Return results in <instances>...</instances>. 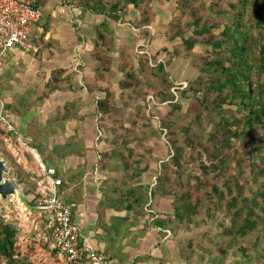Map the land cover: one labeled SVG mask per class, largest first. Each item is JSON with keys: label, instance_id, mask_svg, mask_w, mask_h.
Instances as JSON below:
<instances>
[{"label": "trees", "instance_id": "1", "mask_svg": "<svg viewBox=\"0 0 264 264\" xmlns=\"http://www.w3.org/2000/svg\"><path fill=\"white\" fill-rule=\"evenodd\" d=\"M153 1L79 0L85 10L105 16L91 32L95 81L86 87L94 97L96 91L105 93L97 98L94 114L109 124L101 126L109 134L110 149L100 153L99 168H108L107 160L115 161L114 172H124L122 186L108 190L115 191L121 202L145 207L157 196L171 199L172 212L155 223L174 236L180 227L192 231L204 225L203 214L208 218L225 214L230 223L219 222L224 226L220 235L227 238V246L238 245V252H233L240 256L237 263L264 264V0H157L173 2L178 13L165 31L170 46L149 54L146 47L153 41L150 26L156 16ZM108 19L138 29L143 44L136 55L128 45L117 48ZM197 46L205 48L196 51ZM178 58L187 60L197 73L186 86L177 85L172 74ZM45 86L49 91L82 89L76 73L62 68L53 70ZM178 97L190 100V106L184 110ZM1 99L0 95L3 113H26ZM79 100L69 103L61 117L70 118V107ZM161 104L170 109L159 112ZM34 105L25 103L26 108ZM37 124L35 119L28 124V144L48 165H56L61 147L51 149L43 136L58 125ZM157 138L164 140L169 158L160 160L154 185H144ZM204 153L208 163L202 160ZM195 164L197 173L190 171ZM37 189L31 188L29 205H36ZM17 233V225L0 221V264H30L18 252ZM208 233H203L206 240ZM242 240L245 245L239 244ZM178 248L187 264L208 262L203 256L209 249L195 239L180 241Z\"/></svg>", "mask_w": 264, "mask_h": 264}, {"label": "crops", "instance_id": "2", "mask_svg": "<svg viewBox=\"0 0 264 264\" xmlns=\"http://www.w3.org/2000/svg\"><path fill=\"white\" fill-rule=\"evenodd\" d=\"M39 6L43 15L32 30V48L9 50L5 66L0 69L2 102L16 103L20 110L26 111L24 114H4L3 109L0 110V115L3 113V118L8 121L18 139L31 141L27 134L28 124L34 119L40 128L58 125L56 129L49 130L48 134L44 132L43 136L44 142L51 149L55 145L61 147V151L57 153L56 165H48L31 147L37 165V183L34 186L39 185L41 177L40 166L36 161L38 157L46 168H55L54 177L63 180L58 191L66 204L71 206L72 220L81 238L87 239L95 250L106 254L110 264H187L179 256V248L175 245L176 240L171 231L155 223L171 212L168 210L169 207L171 209V202H159L161 198L157 196L149 203V209L136 202H121L118 194L116 196L115 191L108 188L112 185L120 186L123 170V174L114 172L112 168L115 161L110 164L108 160V168H99L102 165L99 163L100 153L110 149L106 131L102 128L109 124L98 120L94 114L97 98L104 97L105 93L96 91L97 96H91L86 85L95 81L91 65L94 61L91 55L94 47L91 32L105 20V16L85 10L79 0H39ZM174 10H161L150 26L153 31V41L150 43L152 48L162 46L160 30L166 31L167 26H159L160 21L164 19L169 22L176 14ZM134 15L135 12L131 10L130 16ZM108 21L113 28L117 48L128 45L136 49L143 44L138 29L130 23L113 19ZM58 68H68L75 72L82 89L49 91L45 84L53 70ZM117 83L118 80L115 86ZM45 93L48 97H42ZM79 98L82 100L70 107L73 115L68 119L61 117L66 113L69 101L73 103ZM27 101L35 105L26 108ZM57 116L61 118L55 122L54 118ZM20 151L22 152L21 149ZM155 161L154 157L152 169ZM148 172L144 174L142 184L154 185L153 171ZM21 203L28 206L26 201ZM29 208L32 211L37 209L43 231L30 232L17 226L18 252L30 264H69L66 256L53 246L45 220L37 206L30 204ZM34 227L30 224V230ZM45 234L49 237L50 248L47 241L42 242L40 239Z\"/></svg>", "mask_w": 264, "mask_h": 264}, {"label": "rangeland", "instance_id": "3", "mask_svg": "<svg viewBox=\"0 0 264 264\" xmlns=\"http://www.w3.org/2000/svg\"><path fill=\"white\" fill-rule=\"evenodd\" d=\"M173 2H174V0H173ZM169 5H170L169 2L161 4L157 0H154L153 1V8L156 12V16H158V14L160 15V13H161L160 11L161 10L163 11L164 9L169 10V8H171L172 10L175 9L174 11H176V5L175 4H172L170 6ZM175 13L177 15L178 12L176 11ZM156 16H155V21H156ZM168 23L169 22H166L164 19H162L160 21L159 26H161V27L167 26L168 27ZM160 31H161L160 32L161 33L160 38H162L163 44H162V46H160V48H158V47L152 48L151 44H149L146 47V49H147L146 51L149 54H155V53H157L156 52L157 50H159V49L161 50V48H163L164 46H170V44L168 43V41L165 38V31L164 30H160ZM215 31H216V33L218 32V30H215ZM204 48L203 47L201 48V46H197L196 51H199V50L203 51ZM137 50H138V48H136V49L132 48V54L136 55L138 53ZM172 65H173L172 74L176 80L177 85L186 86L187 81L196 78L197 73L190 67L187 60L178 58V59H175L173 61ZM67 71H68V73L71 72V71H69L68 68H67ZM113 82H117V80L115 79V81H113ZM68 91H71V89H68ZM62 92H65V91H62ZM177 102L183 106L184 110L190 106V100L188 101L187 99H184L182 97H178ZM69 103H71V101H69ZM66 104H68V102ZM167 109H170V107L167 106L166 104H161L157 110L159 112H162V111L166 112ZM154 124H157V122L155 121ZM12 130L13 129L11 126H9L8 121H6L5 118H3V113H1V115H0V157L5 158L9 161V166L11 167L12 175L13 176L18 175L19 180L23 183L24 190L26 191V193H28V195L26 194L25 196H23L24 199H20L18 197H10L9 204L3 205V209L1 210V213H0V218L2 219V221L13 223V224L17 225L18 227H20L21 229L24 228L30 232L36 231V232L41 233L43 231V229L40 227L41 226V224H40L41 218H40L39 214H37V209H35L33 211L31 208L28 209L30 199L33 198L31 188L35 185V182H36L35 171H37V165H36V162L34 159L33 151H32L31 146L28 144V142L30 140L25 141L24 139H21V140L18 139V136H16ZM105 136L108 137L109 134L108 133L106 134V132H105ZM155 141H156V145H155L156 150L154 151L153 155L156 158V161L154 164H152L154 169H152L150 167V170L153 171L152 174L154 176V178L152 179V182L156 181L157 169H158L157 166H158L160 160L162 161L166 158L167 159L169 158L168 157L169 149L165 146L164 140L157 138V139H155ZM20 143H23V145L21 146ZM237 145H239V143ZM20 149L22 150V152L20 151ZM13 154H16V156H14ZM202 160L205 163H208L205 153L203 154ZM150 170H148V171H150ZM190 171H192L193 173H197L199 171L198 165L195 164V165L191 166ZM16 172H21V174H18ZM231 172L236 173L235 169L231 170ZM147 176H149V172H148ZM119 184L122 186L120 181H119ZM160 198H161V200H159V202H171V199H169V198H163V197H160ZM25 201H26L28 206H25L21 203V202H25ZM168 210H170L172 212V208L170 209V207H169ZM200 219H204L207 222L204 225L199 224L192 231H186V229H183L182 227H180L178 234H176L174 236L175 237L174 240H176L175 245H177L179 247L180 241H186V240L188 241L191 239H195L197 242L201 243L205 248H208L210 251L209 253L207 252L208 254L206 253L203 256L204 261H205V259L208 260V262H205V264H238L237 261H239L240 256H239V254L233 253L234 251L238 252V249H239L238 245L236 247L235 246L234 247L233 246H231V247L227 246V244H226L227 238L225 236L222 237L220 235L221 231L224 229V226L223 225L221 226L219 224V222L221 220L226 221L225 225H227L230 223L229 217H227L225 214H222V215L219 214L216 217L208 218L205 214H203L200 216ZM30 224H33L35 226L31 230H30ZM204 232H209L208 234H210L207 237L208 238L207 240L203 236ZM40 239L42 242L44 240L47 241V245L50 248V243H49L50 240L46 234L43 237L40 236ZM239 244L245 245V242L242 240L239 242ZM222 257L225 259H223ZM219 259H222L224 261L219 263ZM198 262H199V256L196 255L194 258V263H198Z\"/></svg>", "mask_w": 264, "mask_h": 264}, {"label": "built area", "instance_id": "4", "mask_svg": "<svg viewBox=\"0 0 264 264\" xmlns=\"http://www.w3.org/2000/svg\"><path fill=\"white\" fill-rule=\"evenodd\" d=\"M43 11L39 0H0V69L5 66L9 50H30L31 34ZM40 166V180L36 191V206L41 212L50 240L69 264H110L109 257L82 239L72 220L71 206L65 204L58 188L60 178L54 177L55 168Z\"/></svg>", "mask_w": 264, "mask_h": 264}, {"label": "water", "instance_id": "5", "mask_svg": "<svg viewBox=\"0 0 264 264\" xmlns=\"http://www.w3.org/2000/svg\"><path fill=\"white\" fill-rule=\"evenodd\" d=\"M27 193L18 175L13 176L9 161L0 157V213L3 205L9 204L10 197L24 199ZM0 221L2 219L0 218Z\"/></svg>", "mask_w": 264, "mask_h": 264}]
</instances>
